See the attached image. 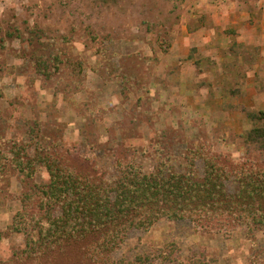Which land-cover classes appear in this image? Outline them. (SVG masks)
Masks as SVG:
<instances>
[{"label": "rangeland", "instance_id": "obj_1", "mask_svg": "<svg viewBox=\"0 0 264 264\" xmlns=\"http://www.w3.org/2000/svg\"><path fill=\"white\" fill-rule=\"evenodd\" d=\"M243 34L256 35L260 55L264 0H0V133L27 140V121L38 117L43 133L57 137L76 162L95 152L106 174L112 155L151 147L161 132L177 156L200 147L238 161L248 149L264 162V152L242 141L255 125L246 112L263 110L264 103L235 109L223 103L229 88L223 87V54ZM43 47L61 53L62 78L79 73V88L38 73L31 52ZM241 78L231 76V88ZM140 161L144 169L151 165ZM195 162L202 168L200 158ZM34 180L48 181L43 166L35 167ZM20 191L11 178L0 205V262L24 243L7 228L20 209ZM159 249L171 253L154 264H264V229L247 234L238 227L225 236L161 219L147 231H129L113 255L132 261Z\"/></svg>", "mask_w": 264, "mask_h": 264}, {"label": "trees", "instance_id": "obj_2", "mask_svg": "<svg viewBox=\"0 0 264 264\" xmlns=\"http://www.w3.org/2000/svg\"><path fill=\"white\" fill-rule=\"evenodd\" d=\"M258 49L242 42L229 45L235 62L224 64L222 70L227 78L223 87H229L223 103L229 109L235 106L227 104V98L240 90L237 79L234 88L230 83L231 76L241 74L238 56L252 63L255 58L250 57ZM31 57L45 80L54 77L57 85L64 82L79 88V73L61 77L59 64L65 60L60 52L43 47L41 52L32 50ZM246 115L255 125L242 135V141L263 153L264 109ZM26 126L27 140L6 139L0 133V205L11 178L17 179L20 209L7 228L24 239L23 246L0 264H154L156 259L164 263L171 251L139 254L132 261L113 255L129 231H147L161 219L186 220L195 229L225 236L238 227L247 234L264 229V162L248 149L238 161L201 152L200 147L177 156L168 149L166 132H161L151 147L137 146L112 155L106 174L95 152L77 157L76 162L71 152L61 149L57 137L43 133L45 125L38 117ZM177 157L182 159L178 165L171 162ZM198 158L202 168L196 166ZM142 159L151 165L144 169ZM37 165L46 170L47 182L34 180Z\"/></svg>", "mask_w": 264, "mask_h": 264}, {"label": "crops", "instance_id": "obj_3", "mask_svg": "<svg viewBox=\"0 0 264 264\" xmlns=\"http://www.w3.org/2000/svg\"><path fill=\"white\" fill-rule=\"evenodd\" d=\"M233 23H236V20L233 21ZM252 38H247L244 34L239 36L237 38L238 42L242 43H255L253 46H258L257 44L261 45V43L251 34ZM210 38L208 37L207 41H209ZM206 41V42H207ZM247 45V44H246ZM214 48V47H212ZM264 47H262L260 51V55L255 56V61L250 64V68L247 70H243L241 72V82H243L239 86V93L236 96H233V99L235 100L232 101V104L235 105H257V104H263L264 103ZM260 49V48H259ZM258 49V52H259ZM215 51V49H212L210 52ZM214 56L217 57V59H220L221 54L217 52V54ZM231 52L229 50L225 51V54H223V59H225V63H230V62H235V58L232 60L231 59ZM234 57V56H233ZM244 57L238 56L237 59V65H242L244 64ZM223 64V65H224ZM219 66V65H218ZM240 67V66H239ZM223 70V68H222ZM223 73V71H222ZM240 82V83H241Z\"/></svg>", "mask_w": 264, "mask_h": 264}]
</instances>
